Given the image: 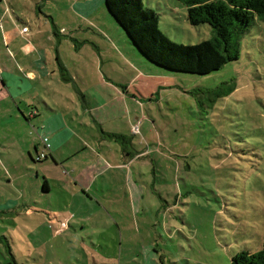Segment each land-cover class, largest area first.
<instances>
[{
  "label": "rangeland",
  "instance_id": "374dc122",
  "mask_svg": "<svg viewBox=\"0 0 264 264\" xmlns=\"http://www.w3.org/2000/svg\"><path fill=\"white\" fill-rule=\"evenodd\" d=\"M83 1L0 0V62H18V42L13 41H23L19 33L28 26L26 37L33 46L45 41L46 61L55 69L51 82L20 81L24 92H13L20 107L11 102L12 90L3 92L7 103L0 102V264H15L13 258L18 264H232L242 250L259 251L264 241V20L256 18L241 36L238 59L208 75L170 71L152 62L151 70L142 66L158 79L134 83L144 97L130 100L136 111L130 123L117 121L124 130L132 128L126 139L119 143L117 133L103 131L114 150L95 149L93 135L100 131L83 127L92 149L58 167L71 180L78 171L72 167H85L94 149L111 160L121 157L116 150L123 145L134 153L144 149L146 156L130 166L134 190L124 183L122 170L113 169L114 175L98 177L96 195L81 190L75 197L71 184L51 178L50 162L54 166L60 151L63 156L72 153L76 139L52 154L43 143L44 135L51 137L50 124L63 119L51 106L61 109L70 121L67 127L78 128L71 117L81 110L82 100L73 88L67 57L78 61L95 50H75L72 31L91 25L75 13L90 14L96 32H106L99 35L104 43L112 44L119 32L123 43L118 42L117 51L108 50L114 68L128 78L135 74L121 65L124 55L134 59L124 30L101 0L90 6ZM142 1L158 14L163 34L177 44L216 36L209 23H190L181 0ZM36 55L41 58L37 51L17 57L30 65ZM90 79L100 81V74ZM111 85L113 92L119 91ZM50 88L74 97L68 101L56 93L63 104L58 108ZM94 90L101 102L106 100L105 86ZM36 145L47 155L42 161L33 160ZM50 178L51 193L43 188Z\"/></svg>",
  "mask_w": 264,
  "mask_h": 264
},
{
  "label": "crops",
  "instance_id": "0c3cea01",
  "mask_svg": "<svg viewBox=\"0 0 264 264\" xmlns=\"http://www.w3.org/2000/svg\"><path fill=\"white\" fill-rule=\"evenodd\" d=\"M83 2H86V4H88L89 6L93 4V0H84ZM101 2L102 4H104V0H101ZM73 8L75 9V6ZM94 11L96 12V10ZM75 15L79 16L80 20L90 21L91 24L87 28L79 27V29H75L72 31L71 38L74 39L78 44L75 47V50L77 51V53H80L82 46H89L90 48L94 49L95 52L90 51L88 56L81 57L78 61L69 59L67 57L68 62L66 67L68 69L69 67L71 68V71L70 69L69 71L71 80L74 83L73 88H75L76 92L80 96L82 103L81 110L73 111V116L71 117V120L77 122L78 128H76L75 126V129L72 128L73 126L67 127L70 121H67V118H65L64 115L60 112L61 109L53 108L52 106L50 108L52 112H56L55 114H59L63 117V119H53L54 122L50 124L51 137L49 139V149L51 150V154L52 152L55 153L56 151H60L61 147L64 144H72V140L76 139L75 150L72 153L63 156L62 151H60L61 154L58 157V160H55V162H53L54 166L50 162L51 178L53 180H56L60 185H62V182H64L65 184H71L74 187L73 195H75V197L80 196L81 190H83L87 195H96V181L98 180V177L101 175H114L115 172L120 169L123 172L124 183H128L129 189L132 188V190H134V187L130 185L134 182L132 180L133 170L130 169V166L133 164V159H139L146 156V151L142 149L136 150L134 153V150H130L128 147L126 150L125 145H123L120 148L121 150H116L117 152H121V157L111 160L106 152L101 153L100 151L95 149L100 146L103 151H105L106 148H109L111 151L114 150L107 145L106 141L109 137L106 136L104 132L117 133L118 135L123 134L126 136V131L129 132L132 128L128 126L127 130H124V127L120 126L117 121L123 119L129 122L130 119L133 118V116H136V111H134L130 106V100L134 101V99L137 98L140 101L142 100L141 97H144V94L134 83L139 79L144 80L145 83H149L148 80L150 78L158 79V77H154L155 75L153 76L142 70L144 69L142 66L151 70L149 65L150 63L135 51L134 46L128 41V39H126V42L128 44V47L130 46L131 52L134 54V59L129 60L126 55L122 54V56L124 55L123 58L125 60L121 62V65L124 68L131 67L135 71V74L132 78L124 76L123 71H121L119 74V70L116 71L114 68V61L112 59V52L118 50V42L120 41L121 43H123V39L120 36L119 32L117 31V38L112 41V44H110L109 42L104 43V41L101 40L100 37L101 35L106 36V32H99L101 35L96 32V22L93 21L92 18H90V14H84V17L82 16V12L79 11V14L75 13ZM116 26L118 27L119 25L116 23ZM24 28H28V26H24ZM119 28L120 27H118V29ZM30 30L31 29L28 28V32L26 31L25 33H22L21 31V33H19L23 41H13L18 42L15 45V58L18 60V62L13 66L0 62V102L5 101V103H7L6 101L8 98L5 97L3 92L6 91L7 93L12 90L11 93L9 92L12 98L11 102L19 106L13 92H20L21 90L22 93L24 92V87H22L20 81H26L31 84L32 82H41L44 79H50V82L55 80V78H53L55 69L50 61H46L47 51L42 48L43 46H45V41H41V39H39L37 42V37L34 36V40L35 42H37V46H33L31 44V39L26 37V34L29 33ZM101 31H103V29H101ZM90 34L92 36H90ZM6 39L9 40L10 35ZM48 40H50V42L55 41L51 35ZM108 50H112V52ZM36 51L41 54V58L36 55L34 60L31 61L30 65H23L19 62L20 59L17 57L18 55L25 54L26 52L36 53ZM144 64H147V67ZM82 68L84 69V73L81 71ZM106 69H108V71H105ZM158 71L159 70L157 69L156 72ZM97 73L100 74V81L91 80L90 76ZM143 73L148 76H143ZM159 73H161V71ZM117 76H122V80H116ZM111 83L119 87L118 92L112 91L113 86L111 85ZM59 85L62 84L59 83ZM96 86H105L107 90V97L105 101H100L101 98L94 90ZM121 89L122 91H124V95H122ZM51 91H53L54 93L53 98L55 99L58 108L63 107V104L60 105L59 96H57L56 93H59L68 101H71L74 97L71 94L67 95L53 88H50V92ZM136 91L140 93V96L136 95ZM7 105L8 107H10L9 104ZM31 116L35 117L36 114L31 111ZM25 117L28 121L32 122L28 116ZM83 127L97 128V130L100 131L99 134L93 135V138L96 139L98 146L95 147L92 158L86 159L84 163L85 167H83V165L81 167H72L74 172H76L77 170L78 171L73 175V178L71 180H68L63 177V173L59 170L58 167L60 166V164L64 167H67V161L75 159L76 157H80L82 152H84L88 148L92 149V147L90 146L89 137L84 135L82 129ZM44 137L47 136L44 135ZM117 140L120 143V139ZM126 141H129L128 136ZM35 151L37 155L39 153H42L40 152L37 145L35 146ZM122 154H124V157L122 156ZM30 155L31 157H33L31 153ZM113 169H115V172ZM64 171L68 170L65 169ZM6 172L8 174H11L8 167L6 168ZM51 178L50 182L48 181V189L46 191H50V193L53 189ZM72 183H74V185ZM125 194L127 195L125 197L129 198L131 196L128 191L125 192Z\"/></svg>",
  "mask_w": 264,
  "mask_h": 264
},
{
  "label": "trees",
  "instance_id": "16d2710c",
  "mask_svg": "<svg viewBox=\"0 0 264 264\" xmlns=\"http://www.w3.org/2000/svg\"><path fill=\"white\" fill-rule=\"evenodd\" d=\"M191 24L209 23L216 36L197 44H177L159 29L158 14L142 0H104L135 51L149 63L170 71L208 75L239 57V39L256 18L264 20V0H181ZM157 68V67H156ZM161 70V69H160ZM163 70V69H162ZM122 141L125 135H114ZM46 147V146H45ZM44 153V152H42ZM39 153L33 160L42 161ZM39 157V158H38ZM48 180L43 186L48 189ZM13 262L18 264L13 258ZM232 264H264V241L257 252L242 250Z\"/></svg>",
  "mask_w": 264,
  "mask_h": 264
},
{
  "label": "built area",
  "instance_id": "2783aa9c",
  "mask_svg": "<svg viewBox=\"0 0 264 264\" xmlns=\"http://www.w3.org/2000/svg\"><path fill=\"white\" fill-rule=\"evenodd\" d=\"M25 31H27V28H25ZM43 143L45 144L46 148H50V143H49V138L48 137H43ZM45 153H41L40 157L44 158ZM39 158V157H38Z\"/></svg>",
  "mask_w": 264,
  "mask_h": 264
}]
</instances>
